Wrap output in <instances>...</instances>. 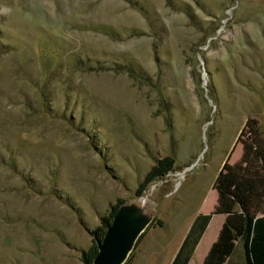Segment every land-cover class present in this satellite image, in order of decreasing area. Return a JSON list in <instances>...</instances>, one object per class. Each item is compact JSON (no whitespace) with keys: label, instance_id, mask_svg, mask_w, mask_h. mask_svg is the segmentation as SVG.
<instances>
[{"label":"rangeland","instance_id":"obj_1","mask_svg":"<svg viewBox=\"0 0 264 264\" xmlns=\"http://www.w3.org/2000/svg\"><path fill=\"white\" fill-rule=\"evenodd\" d=\"M248 118L264 0H0V264H92L90 232L143 197L122 264H165Z\"/></svg>","mask_w":264,"mask_h":264},{"label":"trees","instance_id":"obj_2","mask_svg":"<svg viewBox=\"0 0 264 264\" xmlns=\"http://www.w3.org/2000/svg\"><path fill=\"white\" fill-rule=\"evenodd\" d=\"M238 142L242 145L240 158L229 163L228 157L214 180L212 187L217 192V200L213 211L194 219L171 264H189L193 249L213 214H223L225 220L201 264H225L237 248L242 254V264H264V131L255 118L245 121ZM168 161L167 166L158 162L153 176L171 170L175 161L172 158ZM144 187L140 184L137 194ZM115 212L116 208L109 220L102 218L105 230ZM90 233L96 240L104 236L101 233L99 238L97 231ZM82 260L88 263L86 253Z\"/></svg>","mask_w":264,"mask_h":264},{"label":"water","instance_id":"obj_3","mask_svg":"<svg viewBox=\"0 0 264 264\" xmlns=\"http://www.w3.org/2000/svg\"><path fill=\"white\" fill-rule=\"evenodd\" d=\"M140 202V207L124 203L113 215L103 238L96 240L98 252L92 264H122L125 261L149 220V214L143 213L146 198L145 202Z\"/></svg>","mask_w":264,"mask_h":264},{"label":"crops","instance_id":"obj_4","mask_svg":"<svg viewBox=\"0 0 264 264\" xmlns=\"http://www.w3.org/2000/svg\"><path fill=\"white\" fill-rule=\"evenodd\" d=\"M213 189V187H212ZM215 190V189H213ZM212 190V191H213ZM214 203H212V205H210L209 209L203 210V211H199L196 215H194L190 221L188 222L185 231L183 233V235H181L176 247L173 249V251H171L170 255L167 257L165 264H171V262L173 261L176 253L178 252L182 241L184 240L186 234L188 233L194 219L199 215H205L210 213L211 211H213L214 206L216 204V200H217V192L215 191V195H214ZM225 220V216L223 214H213L209 220V222L207 223L203 233L201 234L200 238L197 241V244L195 245L193 252L190 256L189 259V264H193L192 260L195 257H199V261L202 263L203 259L205 258L210 246L212 245V243L217 239L219 230L223 224ZM241 251L239 250V248L235 249V251L233 252V254L227 259V262L225 264H242V258H241Z\"/></svg>","mask_w":264,"mask_h":264},{"label":"bare ground","instance_id":"obj_5","mask_svg":"<svg viewBox=\"0 0 264 264\" xmlns=\"http://www.w3.org/2000/svg\"><path fill=\"white\" fill-rule=\"evenodd\" d=\"M141 201H142V202H145V198H144V197H143V198H141Z\"/></svg>","mask_w":264,"mask_h":264}]
</instances>
